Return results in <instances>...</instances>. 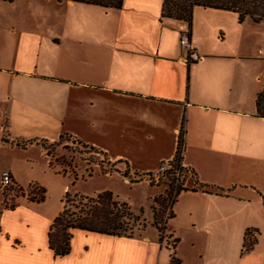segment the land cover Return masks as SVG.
Listing matches in <instances>:
<instances>
[{"label": "crops", "instance_id": "crops-1", "mask_svg": "<svg viewBox=\"0 0 264 264\" xmlns=\"http://www.w3.org/2000/svg\"><path fill=\"white\" fill-rule=\"evenodd\" d=\"M19 2L0 0V175L45 198L0 190V264H172L173 252L178 264H264V34L250 45L253 20L198 6L190 27L162 18L163 0ZM186 28L201 61L179 44ZM181 138L199 186L187 173L163 232L155 213L156 235L140 221L130 236L74 229L56 255L49 231L69 189L49 205L61 172L44 143L91 144L142 174L174 158ZM248 231L256 244L244 251Z\"/></svg>", "mask_w": 264, "mask_h": 264}, {"label": "trees", "instance_id": "trees-1", "mask_svg": "<svg viewBox=\"0 0 264 264\" xmlns=\"http://www.w3.org/2000/svg\"><path fill=\"white\" fill-rule=\"evenodd\" d=\"M4 2H13L14 0H2ZM81 2L85 4H97L105 8L120 9L124 0H65ZM198 6L224 9L237 13L240 23L245 19H251L256 23L264 21V0H163L161 10L162 18H174L179 21H185L192 27L193 11ZM257 116L264 117V89L257 94L256 98ZM183 134V132H182ZM182 138L179 141V147L175 154L174 169L180 168L181 157L179 156ZM191 174L192 178L197 181V175L184 167L182 171ZM173 171L170 170L167 176L168 182L172 185L178 183L174 177ZM200 187L209 192L213 187L200 182ZM182 190L179 188L177 194ZM45 192V189H44ZM45 198L43 196L41 199ZM155 198V202H157ZM63 209L52 224L49 231L50 248L54 249L56 255L63 256L69 253L71 246L72 230L85 229L91 232L107 233L112 235L130 236L135 231L138 217H134L124 202L113 198L111 192L104 191L96 195H86L66 192L62 198ZM75 205L72 209L69 204ZM156 213V212H155ZM136 222V224H135ZM155 224H157L155 222ZM159 228V227H158ZM160 233L163 232L159 228ZM248 231V240L245 241L244 251H251L255 244L256 238ZM162 238V236H161ZM172 264H178L174 252L172 254Z\"/></svg>", "mask_w": 264, "mask_h": 264}, {"label": "rangeland", "instance_id": "rangeland-1", "mask_svg": "<svg viewBox=\"0 0 264 264\" xmlns=\"http://www.w3.org/2000/svg\"><path fill=\"white\" fill-rule=\"evenodd\" d=\"M21 2L22 4L19 2L20 6L23 5V0ZM249 25L253 27L252 30H256V40H253L250 44L252 47H255L264 34V21L258 23L251 21ZM250 28L248 26L247 29ZM250 33L251 31L247 30L248 40H250ZM262 50L264 57V48ZM44 144L49 149L48 153L52 158L59 161L60 165H63L57 167L61 168V175H54L55 173L51 171L54 178L49 183L53 189L51 196L47 195L49 198L51 197L50 200L47 197L50 201L49 205L54 203L57 207L58 194H61L64 186H67L71 194L76 193L74 192L75 190L92 194L108 191L112 193L113 198L127 205L134 217H138L140 224L143 222L149 223L148 229L154 230L155 235L157 231L150 224L153 221L152 216H154L155 212L156 223H158L156 225L162 230L164 229V219L172 215V204L176 200L178 189L184 187V180L180 182L177 188V184L172 185L167 179L156 185L155 183L140 181L137 178L140 175V171L138 170L137 176L129 175L130 181H126L123 177L126 169H116L117 166L115 164L113 165L109 158L105 154H102V152L97 154V151L100 150L93 149L91 144H82L74 139H69V144H60V147L52 144ZM64 166L71 167L73 172L71 174H65L63 171L65 169ZM107 170L112 173L113 178L108 177L105 173ZM194 185L199 186L197 182H194ZM163 188L165 191H163ZM155 198L158 199L157 202H155ZM68 207L74 209L75 205L70 203ZM138 221L136 227L139 225ZM136 227L133 232L134 234L139 232ZM170 246L172 249L174 248L173 240L170 241Z\"/></svg>", "mask_w": 264, "mask_h": 264}, {"label": "built area", "instance_id": "built-area-1", "mask_svg": "<svg viewBox=\"0 0 264 264\" xmlns=\"http://www.w3.org/2000/svg\"><path fill=\"white\" fill-rule=\"evenodd\" d=\"M191 42H192L191 30L190 28H186L180 33L179 44L182 49L187 51L188 61H190L191 63L201 61L202 59L205 58V56L202 53L198 52L193 47ZM260 53H263V50H260ZM4 128L5 126H3V129ZM93 149L99 150L98 148H94V147ZM99 153H101V150L97 151V154ZM184 154H185V146L183 145L181 146L180 153H179V156L181 157V162H180L181 166L180 168H177L176 170L173 167V164L175 163V157H174V158H169V159H165L164 161H162L158 169L151 170L148 173H142L139 176L136 175L137 172L135 171L127 172L126 170L125 173H123V177L126 181H130L129 175L131 176L135 175L137 176L138 179H140V181H147L149 183H155L156 185H158L159 183L167 179L169 171L172 170L174 172L173 173L174 177L178 179V183L176 185V188H177V186L180 185L181 181L184 180V183H185V178L188 175L186 172H184V170L182 171V169L186 167L183 163ZM61 166L63 165H60V163L58 162L56 169L58 171H61L60 170L61 168H57ZM69 166H64L65 169L63 171L65 174H71V172H73V170H71V167ZM105 173L108 175V177L112 176V173L109 172V170L105 171ZM14 181L15 180L13 178V175L9 170L3 171L0 175V190L3 193H7L9 189H12L15 194L16 193L20 194L21 192H24V193L28 192L27 194H29L31 198H34V199L37 198V200H40L45 195L43 194L44 193L43 188L40 187L36 183H31L26 189H24V188H20L19 186H17ZM9 202H12V201H9ZM252 237H255V235L253 234Z\"/></svg>", "mask_w": 264, "mask_h": 264}]
</instances>
